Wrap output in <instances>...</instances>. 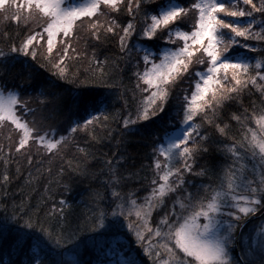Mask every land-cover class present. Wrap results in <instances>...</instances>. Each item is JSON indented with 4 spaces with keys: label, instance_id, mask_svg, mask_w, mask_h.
Wrapping results in <instances>:
<instances>
[{
    "label": "snow or ice",
    "instance_id": "obj_1",
    "mask_svg": "<svg viewBox=\"0 0 264 264\" xmlns=\"http://www.w3.org/2000/svg\"><path fill=\"white\" fill-rule=\"evenodd\" d=\"M0 212L9 264H264V0H0Z\"/></svg>",
    "mask_w": 264,
    "mask_h": 264
},
{
    "label": "trees",
    "instance_id": "obj_2",
    "mask_svg": "<svg viewBox=\"0 0 264 264\" xmlns=\"http://www.w3.org/2000/svg\"><path fill=\"white\" fill-rule=\"evenodd\" d=\"M119 107V105H117ZM142 134V133H141ZM138 134V135H141ZM128 148L130 152L133 154V157L136 158L142 153L147 152V145L143 143H138L136 138H134L129 144ZM115 151V148L112 147V145L108 144L105 142L104 144L100 145L97 149V154L101 157L103 153H109ZM94 168L100 167L99 164H94ZM95 186V185H94ZM17 185L13 184V186L9 189L10 193H12L14 199L20 200L23 199V196L19 193L16 192ZM87 188V181L80 182L77 181L76 184L74 185L73 192L70 194L69 198L73 201L74 208L72 210V213L70 215V221L72 224L76 223V218L82 219V213H85L87 211L88 205L86 203H80L81 198L85 195V189ZM42 193L38 190L32 194L33 196V203H37L40 196ZM3 216V212H0V217ZM122 240L125 238H121ZM134 247H136L134 245ZM119 249L116 248V245L113 244L112 249H106L104 253H101V255H107L108 259L111 261L117 260L118 254L114 253H119ZM85 260L87 261H93L95 259V253L94 252H85L84 257ZM16 259V257L9 256L8 252L6 249H0V264H9L10 260ZM65 264H72L71 258L68 256H65Z\"/></svg>",
    "mask_w": 264,
    "mask_h": 264
}]
</instances>
